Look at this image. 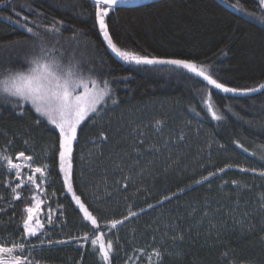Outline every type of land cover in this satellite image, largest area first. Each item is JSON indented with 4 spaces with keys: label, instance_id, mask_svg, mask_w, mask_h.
<instances>
[{
    "label": "trees",
    "instance_id": "trees-1",
    "mask_svg": "<svg viewBox=\"0 0 264 264\" xmlns=\"http://www.w3.org/2000/svg\"><path fill=\"white\" fill-rule=\"evenodd\" d=\"M262 15L258 0H148L119 6L106 23L121 50L191 60L219 82L244 88L264 84ZM24 16L48 25L63 21L59 35L36 29L55 46L53 55L83 63L85 81L91 75L110 82L106 103L77 131L71 169L73 191L113 243L110 264H264V210L253 207L264 194V91L224 93L187 69L116 57L92 0L0 3V80L9 68L27 67L31 48L23 42L31 37L14 23ZM5 95L0 92V151L31 155L47 175L33 177L36 188L28 182L32 168L14 179L0 162V243L23 241L25 209L35 197L43 201L37 218L44 227L26 240L39 245L29 255L32 264H106L82 239L94 238L93 229L59 171L58 130L30 103L21 113ZM208 103L224 119H213ZM160 120L164 134L153 127ZM113 220L124 222L111 228Z\"/></svg>",
    "mask_w": 264,
    "mask_h": 264
},
{
    "label": "snow or ice",
    "instance_id": "snow-or-ice-1",
    "mask_svg": "<svg viewBox=\"0 0 264 264\" xmlns=\"http://www.w3.org/2000/svg\"><path fill=\"white\" fill-rule=\"evenodd\" d=\"M127 2L128 0H92L99 31L103 34L104 40L107 41L108 47L123 60L134 62L137 65H175L179 68L187 69L198 77H202L204 81H207L208 85L224 93L248 95L249 93L264 91V84H260L258 87H229L225 83H221L218 79L214 78L213 75L210 74L207 66L203 64L198 65L191 60L149 58L148 56H140L130 51L121 50L110 34L106 19L109 17L110 12L115 13L121 4H126ZM0 3L6 4L7 0H0ZM258 3L259 5H264V0H258ZM236 6L237 5H233V7ZM241 10L243 11L244 9L241 8ZM38 15L42 14L38 13ZM249 15L255 14L249 13ZM8 19H11V17ZM260 19L264 21V15H262ZM14 23L19 25L30 35L31 42L25 41L23 43L28 44L31 48V52L24 57V63L27 65L26 68L16 71H13L11 68L6 70V75L0 80V86H2L0 87V92L7 94L3 97L4 102L13 103V107L20 109L21 113L23 111V105L30 103L35 113H38L40 117H46L47 121L58 130L57 152L59 171L64 175V183L67 186V192L72 193L76 204L83 210L84 219L90 222L93 229L94 238H90L85 234L82 239L93 246L94 251L100 254L101 259L106 262V264H110L113 243L111 240L105 242L104 233L100 231L101 226L97 218L88 211L81 202L80 197L75 194L71 179L73 144L77 141V131L85 120L89 119L93 114H96L100 106L106 103L105 97L109 96L111 93L110 82L107 79H102L98 82L96 79H93L91 75L88 77L90 83L85 82L83 77V72L85 71L83 63L78 61L73 62L75 61L74 56L72 60L66 62L62 55H53V52L56 51L55 46L50 49L45 40V36L36 29H43L44 33L48 35H59L61 34V28L65 27L63 21H54L51 25H48L43 22L37 23L36 20L29 22V17L24 16L22 19L17 18ZM29 23L33 26H29ZM72 31L74 39L77 30L73 29ZM57 43H59V41H57ZM87 71L92 73L94 70L88 68ZM9 97H14L16 99L13 102L9 100ZM112 103L115 104L117 101L113 99ZM207 107L208 110L211 111L213 119L217 121L224 119V117L213 110L211 103H208ZM36 122L40 123V120L38 119ZM240 147L243 148V145H240ZM245 151H247V149H245ZM18 158H23L29 163L33 159L31 155L26 156L24 152H20L17 159ZM4 159L10 169H16L14 174L20 177L21 166L14 163L12 158L4 157ZM262 159H264V157H262ZM46 168V165L43 167H35L33 171L34 173H39L43 180L45 178ZM220 171L223 172L224 169H220ZM241 171L254 172L256 169H241ZM211 175H214V173ZM260 175L264 176V171H261ZM205 179H207V177H205ZM28 182L35 185L36 188H39V184H36L33 176L30 175L28 177ZM233 183L236 182L233 181ZM21 186L22 184H17L16 187L13 188L14 199L20 198L16 189ZM165 199L168 198L165 197ZM33 200L34 207H27L25 209L27 216L22 222L24 233L21 238L22 240L37 236L38 229H43L44 227L37 218L43 201L35 197H33ZM130 215L135 216L137 213L132 212ZM124 219L127 220L129 217L125 216ZM34 221L35 226L33 223ZM123 222V220H113L111 221V228H116L118 224H122ZM48 223H52L50 214ZM49 243H52V241H49ZM56 243H66V241H57ZM32 247L34 248L35 246ZM25 250L26 245L23 242H13L10 246H5L3 243H0V264H32L31 261L27 260V257L17 254L18 252L24 253ZM157 255L159 256V253H157Z\"/></svg>",
    "mask_w": 264,
    "mask_h": 264
},
{
    "label": "rangeland",
    "instance_id": "rangeland-1",
    "mask_svg": "<svg viewBox=\"0 0 264 264\" xmlns=\"http://www.w3.org/2000/svg\"><path fill=\"white\" fill-rule=\"evenodd\" d=\"M85 82L90 83L89 80H87V81H85ZM134 114H137V113H134V112L132 111L131 115L133 116ZM153 127L155 128L156 131H158V132L160 131V132H159L160 134H164V132H162L164 126H163V122H162L161 120L159 121V123L156 122L155 126H153ZM178 131L181 132V123L179 124ZM135 132H140V131L135 130ZM140 133H144L145 135L147 134V133H145V131H141ZM18 154H19V153L15 154V155L13 156L12 154H10L9 150L0 151V162L3 164L4 167L8 168V171H12V173H13V175H14V179H16V178H17V179H20V178H21V173H22V170H23L24 167L32 168V173H31V175H32L33 177H35V176L37 175V173H34L33 169H34L35 167H37V166L35 165L36 158L33 157L32 161L29 163L27 160H25V159H23V158H18V159H17ZM25 155L27 156V154H25ZM4 157L12 158L13 161H14V163H17V164H19V165L21 166L20 177H17V176L14 174V173L16 172V169H10V168L8 167L7 163L5 162ZM259 173H260V172H259ZM46 175H47V171H45V176H46ZM253 207L255 208V210H257L258 207H261V209L264 210V194L257 198V200H256V201L254 202V204H253ZM253 207L249 206V208H253ZM39 213L42 214V213H43V210H42V209L39 210ZM50 216H51V218H52V214H50ZM48 218H49V215H48ZM38 219H39L40 222L43 224V222H42V218H39V217H38ZM43 225H44V224H43ZM34 226H35V223H34ZM44 238L46 239L45 236H44ZM28 239H29V238H28ZM22 242L25 243V245H26V250H25V251L28 253L25 257H27V260H29V261H31V262L33 263V261L30 259V256H29V255L32 253V251H34L36 248H38L39 245H36V244H33V243H32V244L27 243L26 240H23ZM19 243H21V241H20ZM48 243H49V242H48ZM5 246H7V245H5ZM32 246H35V247L33 248ZM17 254H19V252H18ZM21 254H23V253H21ZM21 254H19V255H21ZM22 256H23V255H22ZM153 256H154V253H151V254L148 256V263L153 261V259H154Z\"/></svg>",
    "mask_w": 264,
    "mask_h": 264
},
{
    "label": "water",
    "instance_id": "water-1",
    "mask_svg": "<svg viewBox=\"0 0 264 264\" xmlns=\"http://www.w3.org/2000/svg\"><path fill=\"white\" fill-rule=\"evenodd\" d=\"M145 1H148V0H128V2L126 4H121L120 6H135V5L141 4V3L145 2ZM115 56L118 57L116 55V53H115ZM149 58H151V57H149ZM156 58H159V57H156ZM159 59H174V58H159ZM199 78L203 80L202 77H199ZM233 94H240V93H233ZM249 94H252V93H249Z\"/></svg>",
    "mask_w": 264,
    "mask_h": 264
}]
</instances>
